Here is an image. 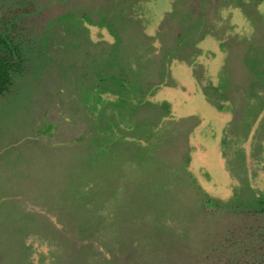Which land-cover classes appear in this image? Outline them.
<instances>
[{
    "label": "rangeland",
    "instance_id": "374dc122",
    "mask_svg": "<svg viewBox=\"0 0 264 264\" xmlns=\"http://www.w3.org/2000/svg\"><path fill=\"white\" fill-rule=\"evenodd\" d=\"M61 11L65 35L23 44L0 95V264H200L224 241L257 249L264 0Z\"/></svg>",
    "mask_w": 264,
    "mask_h": 264
},
{
    "label": "trees",
    "instance_id": "16d2710c",
    "mask_svg": "<svg viewBox=\"0 0 264 264\" xmlns=\"http://www.w3.org/2000/svg\"><path fill=\"white\" fill-rule=\"evenodd\" d=\"M65 1L0 0V95L9 89L14 76L24 68L23 44L42 43L48 35H51L56 42L65 35L62 23L64 24L66 19L61 15V7ZM195 1L200 4L203 0ZM203 4L207 5L205 2ZM84 15L86 14L83 13L81 16L71 14L69 22L75 23ZM261 210L252 209L250 213L253 214V212ZM246 213H249L248 209L243 212V216ZM243 216L242 219H244ZM242 219L233 224L241 223ZM232 227L233 225L227 231L231 232ZM254 230L250 232L249 236L252 235L254 240L258 241L257 249L251 247L250 250H245L244 242L240 246L237 245L239 248L233 247L232 244H235L236 241L227 243L223 239L221 242L224 241L225 246L219 250L208 251L201 259L203 262L200 264H264V227H260L256 233ZM250 245L251 240L248 243V246ZM121 248L124 250L125 245H122ZM121 248L120 245L116 247V254H119L116 256L117 258L125 255L126 249L125 252H120ZM122 262L127 264L125 260Z\"/></svg>",
    "mask_w": 264,
    "mask_h": 264
}]
</instances>
